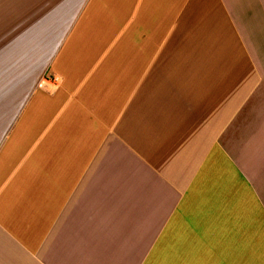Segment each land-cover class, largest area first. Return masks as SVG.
<instances>
[{
	"label": "crops",
	"instance_id": "crops-1",
	"mask_svg": "<svg viewBox=\"0 0 264 264\" xmlns=\"http://www.w3.org/2000/svg\"><path fill=\"white\" fill-rule=\"evenodd\" d=\"M13 1L0 264H264V0Z\"/></svg>",
	"mask_w": 264,
	"mask_h": 264
},
{
	"label": "rangeland",
	"instance_id": "rangeland-1",
	"mask_svg": "<svg viewBox=\"0 0 264 264\" xmlns=\"http://www.w3.org/2000/svg\"><path fill=\"white\" fill-rule=\"evenodd\" d=\"M0 3H14L13 0H0Z\"/></svg>",
	"mask_w": 264,
	"mask_h": 264
},
{
	"label": "built area",
	"instance_id": "built-area-1",
	"mask_svg": "<svg viewBox=\"0 0 264 264\" xmlns=\"http://www.w3.org/2000/svg\"><path fill=\"white\" fill-rule=\"evenodd\" d=\"M57 78V77H56Z\"/></svg>",
	"mask_w": 264,
	"mask_h": 264
}]
</instances>
